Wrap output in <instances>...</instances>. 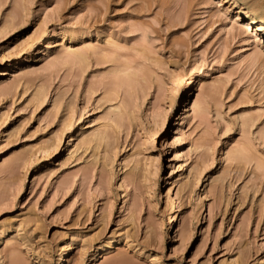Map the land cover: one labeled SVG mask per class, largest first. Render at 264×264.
<instances>
[{
    "label": "rangeland",
    "instance_id": "374dc122",
    "mask_svg": "<svg viewBox=\"0 0 264 264\" xmlns=\"http://www.w3.org/2000/svg\"><path fill=\"white\" fill-rule=\"evenodd\" d=\"M257 23L264 0H0V264H264Z\"/></svg>",
    "mask_w": 264,
    "mask_h": 264
},
{
    "label": "bare ground",
    "instance_id": "6f19581e",
    "mask_svg": "<svg viewBox=\"0 0 264 264\" xmlns=\"http://www.w3.org/2000/svg\"><path fill=\"white\" fill-rule=\"evenodd\" d=\"M239 17V16H238ZM257 17L258 16H252L251 18H250V20L248 21V23H247V25L249 26L251 23H256V19H257ZM238 19V18H237ZM255 28H256V30H261V31H263L264 32V24H262V23H257L256 25H255ZM74 55H75V57H77V58H80V59H83V55L81 54V53H74ZM198 72V71H197ZM129 75V74H128ZM193 95V94H192ZM193 97H195V96H193ZM194 100H192L191 102H190V105L192 106V108L193 109H195V111L197 112V113H200V112H202L203 111V107H202V105H200V103L199 102H197L196 100H195V98H193ZM186 103V102H185ZM186 105H188L187 103H186ZM189 105V106H190ZM189 106H188V108H186L185 107V110H184V107H183V112L185 113L186 111H189ZM182 112V111H181ZM182 112V113H183ZM181 116V115H180ZM182 117V116H181ZM184 119V118H183ZM182 119V120H183ZM181 120V121H182ZM242 151V150H241ZM240 154V153H239ZM202 209V208H201ZM199 215V214H198ZM202 217H203V215H202ZM199 218H200V216H199ZM201 220V219H200ZM112 238H114V237H112ZM117 240V239H116ZM107 242V241H106ZM115 243H116V241L114 240V239H111V240H108V242L107 243H105L104 244V246H101L102 248L100 249V254H102V253H106L107 251H109L110 249H114L115 247H114V245H115ZM71 245V244H70ZM99 246V245H98ZM72 247V246H71ZM100 247V246H99ZM67 248V247H66ZM72 249V248H71ZM95 252V251H94ZM97 252H98V250H97ZM98 254V253H97ZM103 255V254H102ZM107 255V254H106ZM105 255V256H106ZM110 255V254H109ZM96 256V255H95ZM95 256L93 257V259L95 258ZM97 261V260H96ZM93 262V261H92ZM91 263V262H90ZM115 263V262H114ZM94 264H95V262H94Z\"/></svg>",
    "mask_w": 264,
    "mask_h": 264
}]
</instances>
